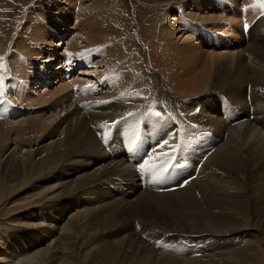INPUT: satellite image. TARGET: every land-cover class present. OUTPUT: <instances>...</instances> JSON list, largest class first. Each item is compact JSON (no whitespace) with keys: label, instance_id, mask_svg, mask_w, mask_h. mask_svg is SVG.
I'll return each instance as SVG.
<instances>
[{"label":"rangeland","instance_id":"1","mask_svg":"<svg viewBox=\"0 0 264 264\" xmlns=\"http://www.w3.org/2000/svg\"><path fill=\"white\" fill-rule=\"evenodd\" d=\"M72 1L75 0H0V32L2 31L1 35L3 37V40L9 41L10 47L12 49H6V47L3 48L1 47L2 44L0 45V53H2L0 54V58H2L0 59V78H2L4 86L3 95L6 94L5 105L11 104L12 101L17 102L13 114L14 117L12 116L11 118L5 119V122L7 123V125L4 126L5 129H7L8 126L15 124H20L22 126L23 122L25 124V121L28 119L31 120L33 118H41L43 116L46 121H49L51 119L55 121V118L58 119L60 115V117L64 116L67 113L66 110L69 105H71L72 102L77 101L76 97L74 99L72 98L74 101L72 100L69 102L66 98H64V94H58L56 95V97L54 96L53 98V93L56 92L55 94H57V92L62 89V86H68L69 83H73V86L75 85L74 88L71 87L72 90L76 88V83H78L77 86L87 84L88 82H90V84L97 83V80L95 79V77L97 76L98 82L101 83L100 86L103 85L107 77L108 82L107 88H102L101 90H98L100 95L104 96L93 100H107L108 103L110 101L111 104L117 100H121L124 103V96V99H127L126 106L128 105L131 108L135 105V99L136 101L141 100L145 98V94L151 93L149 97H151V95L153 94L152 97L155 109H159L158 102H160L161 104L167 106L172 113L174 112V109L176 111L175 114L179 115V120L182 124H177V126H168V129L170 127L173 128L174 133L177 132L176 127H179L181 132H186V128H189V126L184 125V123L197 124L194 126H198L200 122L198 120L202 119V124H206L205 128L208 127L207 129L212 131H214L215 129L216 133H218L220 136H223L222 141L216 146L215 151L209 155L207 160L204 161L203 167H205V171L202 167L195 173L194 176H196V178H193L190 183L185 185L183 188H179L172 191L161 192L160 188H158L157 191H153L150 189H141L138 181L135 185L136 188H134V180H137V176L135 173V167L133 165L136 160V156L133 151L135 146H133L128 149L129 151L126 150L122 154L123 159L127 161V163L125 164L133 170V177L130 175H126L124 171H121V175H116L112 170L114 169L115 164L117 165V159H115L112 164L111 160H109L105 163V165H111V168L109 170H111L113 174L107 173V177L101 179L98 182L96 181L98 185L94 181H92L89 182L90 184H87V186H85V188L88 189L87 191L89 192L87 193L88 195H83L87 199H91L93 194V197L97 196L98 193L103 197H111V199H106L108 201H102L101 205L99 206L100 208L98 207L99 211L101 213L103 212L102 214L104 216L106 215V218L104 216H102L101 218L100 215H97L101 214L98 209L97 211L93 210L91 214L89 213V215L91 216H88V218L85 219L84 228L85 226H88V223H91L92 219H95L96 222L101 221L100 224L95 223V225L98 227V231H100L98 232L97 229L95 230V232L97 231V235L94 234V236L96 235V238L102 237L101 239L105 238L112 241L117 240L121 242L125 237L130 234L136 236L141 242L145 244V246H147V251L149 252L148 255L152 257L150 264H171V262L169 261V257L171 258L172 256L177 258L178 256H181L182 258H192V256L195 254L193 256V259H199L203 257V255L206 256L208 253L211 254L214 252H216L217 254L215 255L218 256H220L221 254L228 255L229 253L233 255L236 252L237 254L245 252L242 254L252 256L251 264H264V206L262 205V201H264V199L263 197L259 196V206L258 202L254 200V198L256 199L258 197V195H254L253 192H250V195V193H248V188L246 187L248 184L241 180V175H244L242 173V170H244V166L246 165L248 160L245 159V163V160L243 162L239 158H230L233 164L231 163V160L225 159L223 157L221 158V160H218V155L220 157L222 153L225 154L229 152L232 156V152L237 151V153L241 154L240 144L242 136H244L242 134H245L247 128L253 127L252 129L259 130L261 129V126L264 125V88H262V85L264 87V83H253L252 78H254V76L249 74V72L251 71L256 76L258 74H261L262 77L264 76V0H108L109 8L111 7L110 10L113 12V24L115 29L114 32L116 33L113 37V43H115L114 45L116 47H119L121 50H123V58L120 62V64H122L123 66V69L121 68V71L129 73L133 78L131 79L133 81V84L131 83V86L129 85V89L126 90L130 91V94H127L128 97H126L124 93L121 94V90L118 91V89H120L119 87H117L119 81V76L117 77V75H119V73L112 72L111 67L109 66H103L101 64L96 65L100 62V60H102V58H105L106 55L103 54H107L110 48H106V50L104 49L106 45H90L91 43H88L85 40V37L83 38L84 35L78 32L76 33L74 31L67 30L66 32H64V34L66 33L65 35L61 34L63 37L60 36L59 38H54L52 40L53 44L49 49L50 51L48 50L47 52V50H44V59H42L47 61L51 60L50 63H45L42 59L38 61L37 59L30 58H26L25 62L27 68H30L31 66L30 69L33 71V74L35 73V77L33 76V80H27V85L23 89L25 90L24 93L27 94L29 97H34L33 101L34 99H38V95L39 98L41 96H44V99H49L50 97H52L53 99H51L49 104H41L33 108L23 107V105H20L18 102L19 96H21V94L19 96L17 94L18 84L21 82L20 80H22V78L19 77L22 71L19 70L20 67H18L17 65L18 62H15L17 61L16 58H18V55H12L13 51H15L14 46L17 42V38L19 37L21 41L27 39V41L33 43L34 45L31 46L30 51H32L39 45L44 47L42 38L39 37L40 39L34 41L32 38L27 36V33L24 32V30L27 29L26 27H28L26 25L29 16L30 18H34V16H37L36 13L40 15L42 13L44 14V12L46 13L47 11V17H49L50 20L52 19L51 21H54L58 17L55 14H58L61 9L67 8L68 3ZM65 4L67 6H65ZM248 4L251 6L252 14L249 11L246 12L244 5ZM255 8L258 11L255 10ZM241 13L245 14L243 16H240ZM245 15H247L246 18ZM56 24L58 23L56 22ZM70 24L71 19L69 21L68 26H70ZM248 27L250 28L246 29ZM197 28L199 29V31L197 30ZM162 30L164 32H175V34L171 36L172 38L170 37L171 41L169 40V42L166 43L161 40L160 32ZM194 32L196 33V36ZM245 33L250 34V37H247ZM74 37L77 40L74 41ZM74 42L75 44H73L74 46L72 47L71 43ZM60 43L63 44V46L60 45ZM168 45H172L176 48L178 46V49L180 48L179 50L181 51V54L184 57H186L187 55H185L182 50H184L186 47L195 46L196 48H198V51H200V53L203 55L202 58L199 57L200 60H198V63L196 64L197 66L201 67L200 69L205 68V64L207 63V61H209L208 59H210L211 56L213 58V63H215V65L209 68L212 71L216 69V67H218L220 64H222V61L224 60L232 61L231 64H235V62L240 58L243 59L245 65H247L248 73L245 72L236 80L233 79V75V78L228 80V83L226 82V87L224 84L220 87L211 88V86H208V84L211 85L213 82L212 78L215 77V74L213 73L212 78L207 79L205 81L207 82L206 86L203 84L205 87L200 89L199 92L193 93L194 95L185 93L183 92V90L181 91L180 78L189 76H192L194 78L196 73H193V76L192 72L195 71L193 69V66L195 65L189 67L190 64L194 63V58L193 61L191 59V62L186 64V60H183L184 58H182L183 56L180 54L181 59L179 58V60L182 61H179L180 63H178L180 78L178 77V79H175V81H177V84L175 82V86L173 81L171 82V85L170 81H168L169 83L167 82V75L169 76L170 73H173V70H176V65H170V68L167 69L168 72L165 73L164 71H162L163 65L158 63L157 67L155 64L156 61H159V58L157 59V57L162 58L167 56L166 51ZM77 46L80 48H78ZM93 46L96 49L100 50L101 56L94 57L97 60H95V62L93 60V64H88L87 61L85 62V60L90 59L89 57H91V53L87 52V49L89 48V50H91L90 48H92ZM67 47L70 48L71 52H68ZM253 49L255 51H253ZM77 52L80 53L78 58L76 57L77 55L75 56V53ZM261 52L263 53L261 54ZM153 54L155 55V59L152 63L151 57ZM64 55L67 56V59ZM171 58L176 59V56L174 57V54L172 53ZM165 60L167 59L165 58ZM179 64H181V66ZM185 66L190 69L187 70ZM161 71L164 72V74L160 73ZM51 72H53V75L51 74ZM85 72L92 73L95 77H92L90 79L89 75H87V73ZM105 74H107V76H105ZM15 75L17 76V81ZM49 76L51 79L48 78ZM46 77L47 79H45ZM11 80H13L15 84H13ZM188 81L192 82V80L189 79L187 80V82ZM33 82L35 86L29 91V88ZM113 85H115L116 87H112ZM170 85L175 90L172 89ZM134 86H136L137 88L135 89ZM39 88L41 93H38ZM71 88H69L68 90V92L70 91L69 94L73 93L71 91ZM176 88H178V90ZM239 88L241 89L239 90ZM210 89L212 91H210ZM132 90L134 92H132ZM117 91L119 94H121L120 97H117ZM95 96V94H92L90 96L86 94L83 98H94ZM247 96H251L250 103L248 102L249 100ZM220 103H222L221 110L219 105ZM5 105L2 103L0 104V113ZM98 110L99 109H95L93 111L96 112ZM86 111L88 110L85 109L82 113H86ZM250 116H254V119H247L237 125H231V123L236 119L238 120L241 118H250ZM116 118L117 117L115 116L113 120L108 121L113 122ZM161 120L171 122V120L163 113H161ZM204 120L206 122H209L210 120L213 126L211 123H206ZM94 124L93 130L96 129L94 133L99 137V140L101 139V135L104 136V134H107V136H110L109 128L111 127V124H106L107 126H104L98 122ZM144 124L147 125L149 130L152 128V121L150 119H144ZM240 126H242V128H238ZM125 131H127L125 130V128H120L119 130H116V132L114 133V137L118 139H124V136L126 135L124 134ZM189 133L192 134V130L189 131ZM169 136H171V133L169 134ZM33 137L34 135L32 133L27 134L23 137L26 139V144L31 147L32 144L28 140ZM56 138L59 139L60 136H56L53 139ZM53 139H50L47 142H50ZM223 146L224 148H226V151L224 150ZM24 147L20 150L21 154L27 153L28 149L30 150L31 148L27 146ZM101 148L104 152L105 147L103 149V147L101 146ZM32 150L33 152L35 151L34 148H32ZM156 151H159V148H156L155 152ZM224 159L225 162L228 161L231 163V165L227 166L228 163L226 162V164L224 162ZM241 161L242 164L244 163L245 165L243 164L242 166V164H237V162L240 163ZM100 163V161L93 162V164H91L89 173L95 172L96 169H99L100 166L104 165V163ZM205 165H207L208 167ZM223 166L228 167V169L224 168ZM254 166L255 165H252V167ZM259 168H261V166H259ZM259 168L257 169L259 170ZM207 169L208 174L212 177V182L209 184L210 186L208 185L209 187L206 190L208 193L205 192L207 198H204V200L199 201L198 198L194 196V194H198L199 199H202V196L200 194H204V192L200 193L198 191L204 190L202 189V186L206 188L205 185L208 184L206 183L204 185L202 181V173L204 171V174H206ZM257 169L252 171L253 174H250V184L254 181L255 184L258 185L261 183L257 177ZM194 171L195 167L192 169V174H194ZM245 174L247 175V172H245ZM230 177H232V179ZM30 180H26V183H29ZM224 180L226 181L224 182ZM218 181L219 183H217ZM227 181L229 184H227ZM256 181H258V183ZM17 182L18 181H13L12 183L8 184V190H6V188L4 187L0 188V264H7L6 262H9L8 264H29L27 263L29 259L40 254V252H45L50 249V244L52 243L53 246H58L57 248L52 246V248H55L54 251L56 253L55 255L57 258V262L54 261L55 264H58L60 259H62L63 262H72L74 264H97L96 261L92 263H82L83 257L84 255H88V252L86 251L91 248V245L87 244L86 246L82 243L83 239H85L84 237L81 236V239H79L80 237L78 235V228H82L83 225L80 224L78 226L77 224H71L72 220H70V218L68 219L71 214H75L76 217H78V221H80L79 223H82L84 221L83 219L79 220V218L81 217V213H79L80 210L78 211L74 209V206H72L73 208H71L68 214H66V216L64 217V222L62 223L64 230L55 231L52 229H47L48 231L46 232H48V234L45 238H42L43 240L39 238V236H34L35 233H33L32 231V222H24L23 217H30L31 214L29 213L32 212L34 213V216L39 213H42L43 215H46L49 218V214L52 213L51 211H53L52 207H49L50 199L44 196L40 197L38 195L39 191H33L31 189V186L21 189L16 185ZM234 185L235 187H233ZM212 186L216 187V190L219 191L217 192L216 190H214ZM227 187L229 188V191ZM230 187H232L233 189L230 190ZM99 189L100 192H95ZM211 189L213 190L212 193H215V195L220 199L216 198L215 195H212L210 191ZM121 190H125V192L127 193L123 195L121 194ZM232 191L234 192V194H232ZM128 192H131L133 195L130 197ZM178 193H180V195ZM170 194H172L171 196L175 195L172 197L174 199L170 198ZM242 194L244 195L242 196ZM164 195L167 197L165 198ZM238 195L241 197L239 198ZM127 196H129V201L131 203L130 207L126 202L123 201V198ZM168 198L170 199V201ZM160 199H162L163 201ZM166 199H168V201ZM223 199L224 202L230 201L229 203H227V206L228 204L233 205V212L231 214L233 217L230 216L221 218L220 214L218 213L219 208H214L215 205H222ZM184 200H187V203L184 202ZM236 200L237 202H239V204H237ZM110 201H116L114 208L113 206H104V203ZM159 201L161 203H159ZM163 202L164 204H166V206H164ZM95 203L96 201L92 205H94ZM117 204L120 207L116 206ZM140 204H144V207L147 206L145 207V210H141V207L139 208V206H141ZM160 204H162L163 206H161ZM134 206L136 208H134ZM194 206H196L197 208L199 207L200 210L202 208L201 211L207 213L209 217H203V214L200 216V214L193 212ZM234 206H238V209ZM163 208L165 210H163ZM125 210L130 212H132V210H135L136 214L130 213L131 217H129L130 215H125ZM227 210L228 212L232 211H230V209ZM106 213L109 214V216ZM120 215H122L123 217ZM25 223L28 225H26ZM163 235H166L167 237L165 238ZM175 239L178 241L177 244ZM210 241L211 243H209ZM205 242L210 244L209 246H212V249L211 247H206L207 249L204 248L203 246L206 245ZM78 244H80V247L78 246ZM83 246H86L85 249H81V247ZM116 246L119 245H115V247ZM173 246H175L176 248L172 249ZM255 246L257 249L255 248ZM72 247L79 251L73 252L69 250ZM208 249L210 250L207 251ZM249 249H251L252 251H250ZM153 251H155V253L157 254L153 253ZM90 258L91 257H89L88 259ZM92 258L90 260H92ZM204 258H202L204 259V263L208 264H221V262L222 264H230L231 262L232 264H234L235 262H238V258L236 256H233L231 258L230 256H228L226 257L227 259L225 258V260H221V258L219 257H215L214 259H211V257ZM245 261L247 262L248 260H244L243 262L239 260V263L249 264L244 263ZM54 262L50 263L45 260L44 264H54ZM114 263L140 264V261H138L137 259L132 260L131 258L122 257V255H120L118 257L116 256L115 262H113L112 264ZM37 264H40V262L37 261Z\"/></svg>","mask_w":264,"mask_h":264},{"label":"bare ground","instance_id":"2","mask_svg":"<svg viewBox=\"0 0 264 264\" xmlns=\"http://www.w3.org/2000/svg\"><path fill=\"white\" fill-rule=\"evenodd\" d=\"M201 3H204V2H201ZM211 5H212V3H211ZM65 6H67V5L65 4ZM78 7H80V8H78ZM56 8H57V4H56ZM58 8H59V6H58ZM256 8H255V10H257ZM110 9H111V7L109 8V1L108 0H87V1H85V0L76 1L75 0V1L69 2L67 8L61 9L59 11V13L57 12L58 14H55V15L58 16V17L54 21H51L52 19L50 20V18L47 17L48 16L47 11H46V13L44 12V14L42 13L40 15H38L36 13L37 16L35 17L33 15L34 18H30V16H29V18L27 20V25H26L29 28L26 27L27 29L24 30V32L27 33V36L32 38L34 41L42 38L44 47L39 45L38 47H36L32 51H30L31 46H33L34 44L30 43L29 41H27V39H24V40L21 41L19 39V37H18L17 38V42L15 43V46H14L15 47V51H13V53L11 52L13 56H15V54L18 55V58H16L17 61H15V62H18L17 65H18V67H20L19 70L22 71L20 73V76H19V77L22 78V80L19 79L21 82L18 84V93H17L18 96L21 94V96H19V100L20 101L18 100L20 105H23V107H31V108H33V107H37L38 105H41V104L42 105L46 104V103L49 104L51 99H53L54 96L56 97V95H58V94H64V98H66L67 101H69V102L72 101L75 98L74 97L75 93L69 94L70 91L68 92L69 88H71L73 86L70 83L68 84V86H62V89L59 92H57V94H55L56 92L53 93V95H52L53 98L50 97L49 99H44L43 98L44 96L43 97L41 96L42 98L40 97L41 98L40 99L39 95H38V99H34V101H33L34 97H29L27 94L24 93L25 90H23L24 87H26V85H27V80H29V79L33 80L34 77H35L34 76L35 73L33 74V71L30 69L31 66H30V68H27L26 65H25L26 58L37 59L38 61H40V59H42L43 56H44V53H43L44 50H47V52H48V50L50 49L51 45L53 44L52 40L54 38H59L60 36H62L61 34H64V32H66L67 30L74 31L76 33L78 32V33L84 35L83 38L85 37V40L88 43H91L90 45H97V44L100 45V46L101 45H106V47H104V49L110 48V50L107 52V54H103V55H106L105 58H102V60H100V62L98 61L99 63L96 64V65H99V64H101L103 66L106 65V66L111 67V71L112 72H118L119 75H117V77L119 76V81H118L117 87L120 88V89H118V91L121 90L122 91L121 94L124 93V95H126V97H128L127 94H130L129 93L130 91H126V90L129 89V87L131 86L130 85L131 83L133 84V81L131 80L133 78L131 77V75L129 73L121 71V68L123 69V66H122V64H120V62L122 61V58H123V53H122L123 50H121L119 47H116L114 45L115 43H113V37H114V34H116V33L114 32L115 29H114V24H113V21H114L113 12ZM112 10H113V8H112ZM246 16L247 15H245V18H246ZM70 19H71V24H70V26H68ZM175 21H176V19H175ZM210 21H207V22H210ZM56 22L58 24H56ZM1 32H0V45L2 44L1 47H3V48L6 47V49L10 48V50H12L11 47H10L9 41L3 40ZM166 32H164L162 30L160 32V38H161V40L163 42L167 43V42H169L170 37L175 34V32L174 31H172V32L166 31ZM173 39H174V37H173ZM75 40H77V39H75V37H74V41ZM71 44H72V47H73L74 46L73 44H75V42L71 43ZM108 44H109V46H108ZM93 47L90 48L91 50H89V48L87 49L88 51L86 50L87 52L91 53L90 54L91 57L88 56L90 59L85 60V62L87 61L88 64H93L95 62V60H97L94 57L101 56L100 50L96 49L95 47L93 48ZM78 48H80V47H78ZM179 49H178V46L176 48V47H173L172 45H168L167 51H166V55L167 56L166 57H162V58L161 57H157V59L159 58V61L155 62L157 67H158V63L163 65L162 71H164L165 73L168 72L167 69L170 68V65L171 66L172 65H176L175 66L176 70L175 71L173 70L172 74L170 73L169 76L166 74L167 78L169 79V80L167 79V82L170 81V84H171V82L173 81L174 82V86H175V82L177 84V81H175V79H178V77L180 78V75H179L180 71H179L178 63H180L182 61L179 60L180 54H181V51ZM182 51H183V53L185 55H187L186 57H184L181 54L183 56L182 58H184L183 60H186L185 61L186 64L191 62L190 61L191 59L193 61V58H194V63H192V64H190V66L189 65L188 66L191 67L192 65H195V66H193V69L195 71L193 70L194 72H192V69H191V72H192V75H193V73H196L195 76L193 75L194 78L192 76L180 78L181 79L180 88H181V91L183 90V92H185V93L193 94V93L199 92L200 89H202V88H204L206 86L207 82H205V81L207 79H211L212 78V74L213 73L215 74V77L212 78L213 82H212L211 85L208 84V86H211V88L220 87V86H223L224 84H225V87H226L227 86L226 82L228 80H230L231 78H233V75H234L233 79L236 80L238 77L242 76V74H244L245 72L248 73L247 65H245L243 59L239 58L235 62V64H231L232 61H228V60L225 61L224 60V61H222V64H220L218 67H216V69L213 68L214 70L212 71V70L209 69L210 67L215 65V63H213L212 56L210 57V59H208L209 61H207V63L205 64V68L204 69H200L201 67L197 66L196 64L198 63V60H200V58L203 57V55L200 53V51H198V48H196L195 46H189V47H186ZM253 51H255V50L253 49ZM68 52H71L70 48H68ZM78 52L75 53V56L77 55L76 56L77 58H78V56L80 54ZM172 53L174 54V57L176 56V59L171 58V54ZM262 53L263 52H261V54ZM0 54H2V53H0ZM67 56H68V54H67ZM67 56H65L66 59H67ZM71 56H73V55H71ZM164 56H165V54H164ZM165 58L167 60H165ZM263 58H264V56H263ZM151 59H152L151 62L153 63L154 59H155V55L154 54L152 55ZM42 60H41V62H42ZM93 60H94V62H93ZM50 61L51 60H48V61L47 60H43V62H45V63H47V62L50 63ZM181 64H179V65L181 66ZM185 67H186L187 70L190 69V68H187V66H185ZM183 70H185V69H183ZM162 71L160 73L164 74V72H162ZM186 72H185V74H186ZM163 74H161V75H163ZM249 74L254 76V78H252L253 83H260V84L264 83V78H263L264 76L262 77L261 74L260 75L258 74L256 76L251 71L249 72ZM105 76H107V74H105ZM15 78H16V81H17V76L16 75H15ZM48 78L51 79L50 76ZM187 78L189 80H192V82L191 81L187 82V80H188ZM191 78H193V79H191ZM11 79H13V78H11ZM45 79H47V77ZM245 81H246V79H245ZM11 82H13V80H11ZM178 82H179V80H178ZM13 84H15V83L13 82ZM178 86H179V84H178ZM112 87H116V86L113 85ZM134 87H135V89L137 88L136 86H134ZM139 87H141V86H139ZM254 87H255V85H254ZM171 88L174 89L172 86H171ZM256 88H257V86H256ZM262 88H264L263 85H262ZM176 89L178 90V88H176ZM240 89L241 88H239V90ZM71 91H72V88H71ZM118 91H117V93H118ZM210 91H212V90L210 89ZM132 92H134V91L132 90ZM38 93H41L40 88L38 90ZM121 94L118 93L117 97H120ZM5 96H6V94L5 95H0V104L2 103V104L5 105V100H6ZM25 98H27V99H25ZM45 98H46V96H45ZM231 98H233V97H231ZM123 100H124V103L121 100H117V101H115V102H113L111 104V102L109 101V103H108L107 100H93V99H91L88 103H86V105H88V107H89V108H86L88 110V111H86V113H82L83 110H84L82 108V106L85 104V101L79 100V102H77V101L73 100L74 102H72V104L69 105V107L66 110L67 113L64 116H62V117H60L61 116L60 115L58 119L55 118V121H53L52 119L49 120V121H46L43 118V116H42L41 118H33L31 120L28 119V120L25 121L26 122L25 124L23 122L22 126L20 124L19 125L15 124V125L8 126L7 129H5V127H4L5 125H7V123L5 122V119L11 118L13 116L14 110H15V107H16L15 105L17 104V102L12 101L11 104L5 105L3 110L0 113V117H1V120H0V144H1L0 145V188L4 187V188H6V190H8L7 189V187L9 186L8 184L12 183L13 181H18L16 185L18 187H20L21 189H24V188H26L28 186L29 187L31 186V189L33 191H39L38 195L40 197L44 196V197L50 199L49 207L51 206L53 211H51L52 213L49 214L50 215L49 218L46 215H43L42 213H39V214L34 216V213H32V212L29 213V214H31L30 217L28 216L29 218L27 216L23 217L24 218L23 219L24 222H32V224H33L32 231H33V233H35L34 236H37V237L39 236V238H41V239L45 238L47 236V234H48V232H46V231H48L47 229H52V230H55V231L64 230V227L62 226L63 225L62 223L64 222V217L66 216V214H68L69 210L71 208H73L72 206H74V209H76L78 211L80 210L79 213H81V215H80L81 217L79 216L80 217L79 220L83 219L84 221L82 220L83 221L82 223H79L80 221H78V219H77L78 217H76L75 214L74 215L71 214V216L68 217V219L70 218V220H72L71 224H74V225L77 224L78 226L80 224L83 225L82 228H78V231H79L78 235L80 237L79 239H81V236H82V237L85 238V239H83L82 243L85 244L86 246H87V244L91 245V248L86 251V252H88L87 253L88 255L87 256L84 255L82 263H88V262L92 263V262L96 261L97 264H112L113 262H115L116 256L118 257V256L122 255V257L131 258L132 260L137 259L138 261H140V264H150V261H151V258H152V257H150L148 255L149 252L147 251L148 250L147 246H145V244L143 242H141L136 236H134L132 234L128 235L129 234L128 233L127 234L128 236L125 237L123 239V241H121V242L117 241V240L116 241H112V240L105 239V238L101 239L102 237L101 238H96L95 236L97 235L96 232L98 231V229H97L98 227L95 225V223H99L100 224L101 221H99V222L97 221L96 222L95 219H92L91 223H88V226H85V228H84L85 219L88 218V216H91V215H89V213L91 214V212L93 210L97 211V209L101 205L102 201H108L109 199H111V197H103V196H101L98 193V191L100 192V189L95 191V192L98 193L97 196L93 197V195H94L93 194L91 199H87L83 195V194H87L89 192V191H87L88 189H86L85 186H87V184H90L89 182H92V181H94L96 183V181L97 182L100 181L101 179L107 177L108 174H113V172L116 175H118V174L121 173V171H124L126 173V175H130V176L133 177V175H132L133 170L125 164L126 163L125 161H123V157H122L123 153H120V154H117V155H113L111 153L112 151H109L110 144H107V145L105 144V145L102 146L101 143L99 142L100 141L99 137L94 133V131L96 129L93 130V124L96 123V122L101 123L102 125L103 124H111L112 125L113 122L108 121V120H113V118L115 116L118 117L119 115L123 114L124 111H126L128 109V107H129L128 105L126 106V100L127 99L125 100L124 96H123ZM97 103H100V104H97ZM95 109H99V110L95 112V111H93ZM256 119H258V118H256ZM198 121H200L199 125L201 127H203V128L206 127V124L205 125L202 124V119L198 120ZM204 121H203V123H204ZM206 123H211V122L209 120V122H206ZM212 126H213V124H212ZM248 127H250V126H248ZM238 128H242V126H240ZM252 128L251 127L247 128L246 131L244 130L245 134H242L244 136H242V140L240 139L241 140V144H242V145L240 144L241 154L237 153V151L236 152L235 151L232 152V156L230 155L229 152H227L225 154L222 153V155L220 157L218 155V160H221L222 157L225 158V159H229V160L238 159L239 158L243 162H244L245 159L248 160L247 163H246V160H245L246 165L243 163L245 165L244 166V170H242V173L244 175H241L242 177L241 176L240 177L242 179L241 178L240 179L243 182H246L248 184L247 186L245 185L248 188V193L253 192L254 195H256V196L258 195V197L256 199L254 198V200H256L258 202V205L260 206L259 196L263 197V199H264V125L261 126V129H259V130H254ZM216 129H217V126H216ZM168 131H169L168 135L170 133L172 134L173 128L170 127L168 129ZM214 131H215V129H214ZM30 133H32L34 135L33 138L28 140V141L31 142L32 147L27 145L26 144V139L23 138L25 135L30 134ZM124 134H126V131H125ZM56 136H60V138L59 139L58 138L53 139ZM50 139H53V140H51L50 142H47ZM24 146H27L29 148L31 147L30 148L31 151L28 149L27 153L21 154L20 150ZM101 146L103 147V149L105 147L104 152H103ZM224 146H223V148H224ZM12 147H14V148H12ZM32 148L35 149L34 152H33ZM225 149L226 148H224V150ZM115 159H117V165L115 164L114 169L112 170L113 172H112L111 170H109L111 168L110 167L111 165L107 166V165H105V163L107 161L111 160V164H112V162ZM225 159H224V162H225ZM210 160H211V158H210ZM96 161H100L101 162L100 164L104 163V165L100 166L99 169H96L95 172L89 173L91 164H93V162H96ZM242 161L240 163L237 162V164L238 165L242 164ZM212 162H213V160H212ZM226 162L225 163L227 164V166H230L231 163H232V160H231V163L228 162V161H226ZM243 164H242V166H243ZM238 165H237V168H238ZM252 165H255V166L252 167ZM205 166H207V165H205ZM218 166H220V165H218ZM235 166H236V164H235ZM259 166H261V168H259ZM221 167H222V165H221ZM224 168L228 169V167H224ZM242 168H239V169H242ZM257 168H259V170ZM255 169L258 170L257 177H258V179L261 182L259 185L255 184V181H254L255 179L253 180L254 182L250 184L249 177H250V174L252 173V171H254ZM203 170L205 171V167H203ZM204 171L202 173V177L203 178L202 177L201 178H202V181H203L204 185L206 183H208V184L205 185L206 188L204 186H202V189H204V190L198 191L200 193L204 192V194L203 193L200 194L202 196L201 197L202 199H199V195L198 194H194V196L197 197L199 201L200 200H204V198H207L205 192H207L206 190L210 186L209 184L212 182V177L208 174V169L206 170V174H204ZM245 172H247V175L245 174ZM125 173H123V174H125ZM219 176H220V174H219ZM31 177H32V179H31ZM215 177H214V179H215ZM230 178L232 179V177H230ZM26 180L27 181L30 180V182L26 183ZM221 180H222V178H221ZM134 181H135L134 188H136L135 185L137 183V180H134ZM225 181L226 180H224V182ZM256 182L258 183V181H256ZM217 183H219V181ZM227 184H229L228 181H227ZM235 185H238V184H235ZM235 185L233 187H235ZM214 186H212V187L214 188V190H216V187H214ZM225 186H227V185H225ZM197 189H199V188H197ZM227 189L229 191L228 187H227ZM232 189L233 188L230 187V190H232ZM220 190H222V189H220ZM121 191H122L121 194H123V195L125 193H127V192H125V190H121ZM210 191H211V193L213 192L212 189ZM216 191L218 192L219 190H216ZM225 191H227V190H225ZM192 193H194V192H192ZM240 193H242V192H240ZM128 194H129L130 197L133 195L131 192H128ZM178 194L180 195V193H178ZM232 194H234V192ZM171 195L172 194H170V196ZM212 195H215V193L214 194L212 193ZM239 195H241V194H239ZM243 195L244 194H242V196ZM250 195H251V193H250ZM129 196L124 197V198L120 197V198H123V201L126 202L129 205V207H130L131 203L129 201ZM173 196H175V195H173ZM173 196H171L170 198L174 199V198H172ZM166 197L167 196H165V198ZM240 197L241 196H239V198ZM251 197H253V196H251ZM191 198H193V197H191ZM216 198H219V197L216 196ZM106 199H108V200H106ZM168 199H166V200L168 201ZM91 200L94 201V202L96 201V203L94 205H92L94 202H92ZM160 200H162V199H160ZM207 200H205V201H207ZM169 201H170V199H169ZM184 202L187 203V200H184ZM220 202H221V200H220ZM223 202H224V199H223ZM223 202H222V205L221 204L220 205H215L214 208H219V212L218 213L220 214L221 218L222 217H230V216H232L231 214L233 212V205L228 204V206H227V203H229L230 201L229 202L225 201L224 203ZM236 202H237V200H236ZM159 203H161V202L159 201ZM104 204H105L104 206H106V207L113 206V208H114L115 204H116V201H110V202H106ZM163 204H164V202H163ZM237 204H239V202H237ZM119 205H120V203H119ZM140 205L141 206H139V208L141 207L140 208L141 210H145V207H147V206L144 207V204H140ZM160 205L163 206L162 204H160ZM262 205L264 206V201H262ZM116 206H118V204ZM164 206H166V204H164ZM87 207H90V208H87ZM118 207H120V206H118ZM234 207L237 208L238 206H234ZM134 208H136V207L134 206ZM226 208L230 209V211L231 210L232 211L228 212V210ZM105 209H107V208H105ZM193 209H194L193 212H196L197 214H200V216L203 214L202 215L203 217L204 216L205 217H209V215L207 213L201 211L202 208L200 210L199 207L197 208L196 206H194ZM163 210H165V209L163 208ZM98 211H99V209H98ZM102 211H104V210H102ZM63 213H65V214H63ZM102 213L101 214H97V215H100V217L102 218V216H104ZM130 213L136 214V211L135 210H132V212L126 211L125 215H130ZM110 214H111V212H110ZM107 215L109 216V214H107ZM120 216H122V215H120ZM104 217L106 218V215ZM129 217H131V215ZM204 219H206V218H204ZM70 220H69V222H70ZM103 220H104V218H103ZM26 225H28V224H26ZM96 229H97V231L95 232ZM98 232H100V231H98ZM62 233H64V232H62ZM94 234H96V235L94 236ZM99 235H100V233H99ZM49 236H50V232H49ZM206 242H205L206 245H204L203 247L204 248L211 247V249H212V246H209L210 244H208ZM224 242H223V244H224ZM209 243H211V241ZM52 244H50V246H51L50 249H48L45 252H40V254H38V255L34 256L33 258L29 259V261L27 263H29V264H37V261H39L40 264H44L45 260H47L50 263L51 262L53 263L54 261L57 262V260H56L57 258H56V255H55L56 253H55L54 249L57 248L58 246L56 245V247H55ZM79 245L80 244H78V246ZM115 245H119V246L115 247ZM52 246L55 247V248H52ZM86 246L81 247V249H83V248L85 249ZM65 247H66V245H65ZM255 248H256V246H255ZM214 249H215V247H214ZM59 250H60V248H59ZM69 250H71L73 252H78L79 251V250L75 249L74 247L70 248ZM209 250L210 249H208L207 251H209ZM249 250L252 251L251 249H249ZM53 251H54V253H53ZM155 251H153V253H155ZM202 252H204V251H202ZM187 253H190V252H187ZM242 253H245V252H242ZM242 253L241 254H237V252H236L233 255L228 253V255H222L221 254L220 256H218V255H215L217 253L214 252V253H211V254L208 253L206 256L203 255V257H201L199 259H193V256L195 254L192 256V258H188V257L187 258H182L181 256H178V258H181V259H178L177 257L172 256L171 258L169 257V261L171 262V264H208V263H204V261H203L205 259L204 257H206V258L211 257V259H214L215 257H219V258H221V260H225V258L228 257V256H230V258L233 257V256H236L238 258V262H235L234 264H240L239 260L241 262H243L244 260H248L247 262L245 261L244 263L251 264L252 256H249L247 254H242ZM155 254H157V253H155ZM191 254H192V252H191ZM158 255H160V254H158ZM89 257H91V258L93 257L92 260H90L91 258L88 259ZM163 257H164V255H163ZM70 258H72V257H70ZM202 258H204V259H202ZM86 259H87V261H86ZM232 259H235V258H232ZM232 261H234V260H232ZM6 263L8 264L9 262H6ZM54 264H55V262H54ZM58 264H74V263H72V262L71 263H67L65 261L63 262L62 259H60ZM114 264H116V263H114ZM153 264H155V263H153ZM221 264H222V262H221ZM230 264H232V262ZM257 264H259V263H257Z\"/></svg>","mask_w":264,"mask_h":264},{"label":"snow or ice","instance_id":"3","mask_svg":"<svg viewBox=\"0 0 264 264\" xmlns=\"http://www.w3.org/2000/svg\"><path fill=\"white\" fill-rule=\"evenodd\" d=\"M0 59H2V58H0ZM3 92H4L3 81H2V78H0V95H3ZM133 114L134 113H129V115H133ZM154 114L156 116H160L161 115L160 112H155ZM114 123H118V121L114 122ZM103 138H104L105 142H107V134H104ZM165 143H167V142H165Z\"/></svg>","mask_w":264,"mask_h":264}]
</instances>
